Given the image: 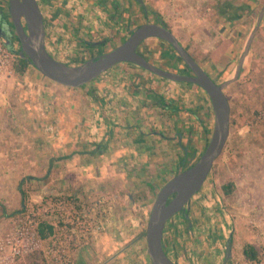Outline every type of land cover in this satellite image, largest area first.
Wrapping results in <instances>:
<instances>
[{"label": "rangeland", "instance_id": "rangeland-1", "mask_svg": "<svg viewBox=\"0 0 264 264\" xmlns=\"http://www.w3.org/2000/svg\"><path fill=\"white\" fill-rule=\"evenodd\" d=\"M36 1L45 11L51 12L58 7L61 10L65 9L58 0ZM80 1L81 8H85L83 10L86 11L88 8L89 16L83 18L87 26L82 24L79 27L81 30L76 38L74 33V37L71 34L70 25L64 27L67 33H64L63 43H60V39L58 45L66 46L68 43L69 46L70 43L72 52L64 55L65 53L61 51V55H55V57L61 58L60 61L74 65L77 61L80 64L96 57L97 52L94 50L90 55L89 53L83 54L78 60H71L73 57H77L75 53L77 54L79 48H84V45L82 47L76 40L77 38L84 39L87 30L96 31L101 41L105 38L113 39L112 43L105 42L103 47L98 46L100 47L98 50L105 53L120 44L121 41L123 42L129 36L130 31L146 20L150 22L153 16L157 15L217 84L234 76L238 60L245 49L250 33L256 26L257 18L264 5V0L231 1L244 10L239 12L240 19L225 22L222 20L220 12L227 10V6L223 3L230 0H142V5H139L136 0ZM245 2H250L251 6ZM45 5L47 8L44 7ZM93 10H99L100 14L96 17L92 14ZM87 12L85 13L87 14ZM144 13L147 15L146 19ZM70 16L71 19H75L73 13ZM77 16H81V14L77 13ZM91 16L95 22L94 29L90 28L88 18ZM261 22L243 61L239 78L224 89L230 104V133L224 149L198 192L199 195L198 193L194 195L195 199L188 209L189 219L185 220L181 214H178L174 225L165 227L163 236L166 238V253L178 264H221L224 258L225 243L229 237L231 238V257L227 264H242L246 261L242 253L244 244H252L256 251L264 244V119L261 120L258 116L260 112L264 111V20ZM83 33L85 34L83 35ZM92 40L95 39H90V41ZM74 45L77 47H73ZM62 49L67 50V47H60L59 50ZM228 51L233 54L231 55ZM49 52L54 55L51 50ZM138 52L153 64L174 72L172 67L176 62L175 59L172 62V59L175 53L164 41L147 39L139 46ZM14 59L15 57L10 64L12 73L0 77L1 158L5 157L6 160L10 156L9 153L12 152H15L12 156H26L28 158V173L34 174L31 166L36 168L35 156L39 159L41 151L44 156L57 155L60 152L57 147V150L52 149L54 145H58V140L52 138L50 132L44 131V129L48 126L56 127L58 124L55 120L56 117L61 114L65 115L66 112L60 109L62 106L60 102L68 96H65L63 92L51 91V85L56 83L42 76L33 66H28L22 76H17L13 71ZM11 67L7 68V71L11 70ZM118 69L125 72L130 71L129 75L132 78L135 77L134 74L143 76L142 79L149 80L154 86L157 85L161 90H165L166 97L169 96L166 88L171 87L173 92L170 91V94H173L171 99L177 98L181 103L177 102L182 107L195 112L197 111L194 109L195 105L198 109H201L202 106L206 107L211 118L210 127H212L213 113L210 100L201 89L162 79L129 63H122ZM101 76L77 89L76 92L80 98L75 94L77 99L74 98V101L79 103L82 102V99L86 100L88 95L94 96V93L104 85L105 78ZM129 82L132 83V81ZM64 88L63 90H71ZM49 95H53V98L50 99ZM57 98L60 102H57L58 105L56 104L55 110L52 111L53 105L55 107L53 100H57ZM69 99H71L70 102L73 101V97ZM41 101L45 102L44 110H39L36 106V102L41 105ZM86 103L88 105V102ZM46 109L47 111H45ZM55 111L56 114L53 115ZM186 117L187 115L184 113H170L167 119L165 118L158 124V128L165 136H171L173 135V124L182 123ZM77 120L79 123L77 121L75 126H79L81 129L88 128L85 123L81 124L80 120ZM194 124L196 126L195 130H192V135L185 133V125L180 128V133L184 132L183 144L186 142L188 145L195 146L194 158L196 159L202 153L211 132L209 129L207 132L201 131L200 128L197 129V121ZM65 127L67 126L63 125V128ZM75 133L74 136H69L73 139L72 141L84 142L86 140L85 137L82 138L79 134L77 135V132ZM85 135L87 137V133ZM64 136L63 143L69 139L66 133ZM173 139L175 142L172 143L170 162L172 168H169L170 165L167 167L175 173L183 149L176 148V138ZM148 144L151 146L153 143L148 140ZM188 147L190 149V146ZM0 168L1 173L7 172V165H0ZM158 168L161 169L159 166ZM145 180L139 182L138 187L149 193L147 202L144 206L142 205L149 218L152 204L162 186L154 183V177L150 178L148 182ZM166 181L167 178L162 180V183H166ZM226 183L234 184V190L230 195H225L222 191V186ZM0 185L7 188L8 182H0ZM152 185H155L154 188H150L153 187ZM38 186L36 181L30 183L27 180L22 184V192L25 195L24 205L29 204L33 211L38 204L35 198ZM84 192L88 193L87 190L74 188L73 196H77L71 200L67 218L54 219L47 215L44 216L45 224H47L46 220L47 222H57L55 237L47 236L38 248L20 258L15 264H59V261L64 258H68L65 261L67 264H149L144 237L125 246L118 243L116 237L107 238L109 244L104 241L102 244L95 243L92 231L98 216L89 217V214L86 213L88 209L86 207L90 202L85 201L87 196L84 195ZM75 215L85 216L83 226H76L75 221L70 223L74 220ZM13 218L14 216L12 220ZM58 220L60 221L58 222ZM147 221L143 223L147 224ZM191 227L195 229L192 230ZM3 228L4 226L0 227V232H5L6 228ZM69 236L70 241H68ZM53 253L58 256V260L53 257Z\"/></svg>", "mask_w": 264, "mask_h": 264}, {"label": "crops", "instance_id": "crops-1", "mask_svg": "<svg viewBox=\"0 0 264 264\" xmlns=\"http://www.w3.org/2000/svg\"><path fill=\"white\" fill-rule=\"evenodd\" d=\"M42 1L47 2L48 0ZM231 1L235 0L225 1L223 4L227 6V10L220 12V16L225 22L240 19L239 12L244 10L241 6L235 5ZM58 2L63 4L64 10L58 7L51 12L45 11L40 3L39 8L44 22L45 48L50 55L49 51L51 50L54 54L51 56L60 61L61 58L59 59L55 55H61V51L65 53L64 55L72 52L70 43L69 46L68 43L66 46L64 44L58 45L60 39V43H63L64 33H67L64 27L70 25L71 34L73 36L74 33L76 38L81 30L79 27L85 24L83 18L89 15L87 12L88 8H86V11L83 10L85 9L84 7L81 8V2L74 4L73 7L70 0H58ZM246 3L251 6L250 2ZM44 7L47 8V5ZM98 11L93 10L92 14L97 17L100 14V11ZM71 13L75 15V19H71ZM77 13L81 14V16H77ZM91 17L88 18L92 26L90 28L94 29L93 24L95 22L92 20L93 17ZM263 20L264 15L262 17ZM58 22H61V24H58ZM58 26L62 27L59 28ZM85 33H83V35L85 34L84 39L80 40L77 38L76 40L82 47L84 45V48H79L77 54L75 53L77 57L71 59L73 61L78 60L83 54L87 55L89 53L90 55L89 50H87L90 45L96 47L94 50H98L100 48L98 46L103 47L105 42L109 40V38H105L101 41L96 31L87 30ZM92 38L95 40L90 41ZM100 42L102 44H98ZM60 47H67V50H59ZM73 47L77 46L74 45ZM228 52L231 53V51ZM70 65L76 66L79 63L77 61L76 64ZM119 65L101 76L105 78L104 85L94 93V96H86L87 101L82 99L83 104L81 101L79 103L74 101V98L77 99L75 96L77 94L76 91L80 87H65L64 89H71L68 91L63 90V86L58 84L51 85V91L55 93L63 92L65 96H68L64 98L66 100L63 99L61 102L58 98L57 100L59 101L54 99L55 107L50 104L53 105V111L58 105L57 102H60L62 104L61 111L66 112L65 115L61 114L56 117L55 120L58 123L56 127L51 126L55 129L56 136L50 135L58 140V145H54L52 149L57 150L58 148L60 152L57 155L44 156L43 151H41L39 159L35 156L34 164L36 168L31 166L34 174L28 173V158L26 156H12V154H15V152H12L11 154L9 153L10 156L5 160V157L1 158L0 149V165H7V172L1 173L0 168V182H8L7 188L0 185V227L4 226L6 228L5 232L1 230L0 234L4 235L6 233L12 225V217L24 206L25 195L22 192V184L28 180L30 183L38 182L39 189L37 188L35 197L38 203L48 198H63L71 201L77 196H73L74 188H81L83 191L87 190V194L84 192V195L87 196L85 201L90 203L86 207L88 208L86 213L89 214V217L98 216L92 231L95 243L102 244L104 241L109 244L107 238L116 237L118 243H122L125 246L140 237L145 238L147 224L143 222L147 221L148 214L143 206L149 198V193L147 190H142L138 187L139 182H143L145 179L148 182L150 178L154 177V183L163 186L165 182L162 183V180L167 178L168 181L175 175L173 170L169 169L172 168L170 162L172 158V143L175 142L173 138H176V148L180 149V142H183L184 136V132L180 133V128L185 125V133H193V128H189V126L194 124L195 121H188L187 116L182 123L176 122L173 124V135L165 136L161 129L158 128V124L165 118L167 119L170 113H177L166 106L171 102L169 100H172L173 94H170V91L173 93L172 88H166L169 93V96L166 97L165 90H161L157 85L154 86L149 80L142 79L143 76L134 74L135 77L132 78L129 75L130 71L119 70ZM129 81H132V83ZM49 96L50 99L53 98V95ZM79 96L77 94L78 98H80ZM70 97H73L74 103L73 101L70 102ZM175 101L181 103L177 98ZM86 102H88V105ZM41 103L40 105L36 102V106L39 110H44L46 108V106L44 108L45 102L41 101ZM183 108L186 107L181 106L180 111ZM166 113L168 114L166 115ZM55 114L56 111L53 115ZM77 119L80 120L81 124L85 123L88 128L81 129L79 126H75ZM63 125L67 127L63 128ZM47 129L48 127L44 131H47ZM208 129L210 131V128ZM75 132L80 137H85L86 140L84 142L72 141L73 139L69 136H74ZM64 133L68 135L69 139L63 143ZM113 139L115 140L113 141ZM148 140L154 145L151 144L150 146ZM42 149H44L43 146ZM181 158L180 154L178 162H180ZM34 164L31 163V165ZM168 165H170L169 168L167 167ZM177 165L179 166V163ZM160 183L162 184L160 185ZM152 186L150 188H154L155 185ZM194 199L195 196L191 198L189 207H191ZM64 206L66 209L67 205L64 204ZM52 229L51 236L54 237L56 235L55 228L52 227ZM191 229L194 230L195 228L191 227ZM163 238L166 241L165 236Z\"/></svg>", "mask_w": 264, "mask_h": 264}, {"label": "water", "instance_id": "water-1", "mask_svg": "<svg viewBox=\"0 0 264 264\" xmlns=\"http://www.w3.org/2000/svg\"><path fill=\"white\" fill-rule=\"evenodd\" d=\"M136 1L142 3V0ZM7 5L10 20L20 44V56L28 59L42 76L60 86L79 88L116 65L129 63L162 79L198 86L208 96L213 113L209 140L192 165L175 174L160 188L152 204L145 228L146 254L149 264H178L164 250L165 225L178 214H184L185 219H189L187 206L191 198L203 187L215 161L224 149L230 133V104L224 89L239 78L243 61L264 15V6L238 60L234 76L217 84L179 44L162 20L156 24L145 23L138 26L113 49L72 66L56 60L47 52L43 16L36 0H7ZM0 37L5 39V47L12 52L11 33L8 32L5 37L0 28ZM150 38L169 44L192 74L171 72L150 63L138 52L142 42ZM230 257L231 238L229 237L225 243L221 264H227Z\"/></svg>", "mask_w": 264, "mask_h": 264}, {"label": "built area", "instance_id": "built-area-1", "mask_svg": "<svg viewBox=\"0 0 264 264\" xmlns=\"http://www.w3.org/2000/svg\"><path fill=\"white\" fill-rule=\"evenodd\" d=\"M70 2L73 7L74 4H78L81 1L70 0ZM4 43L5 39L0 37V77L8 76L12 73V67L10 64L13 57H16V53L14 51L17 50L16 40L13 42L12 52L5 47ZM9 67H11V70L7 71V68ZM263 112L258 114L261 120L264 119ZM47 131L56 136L55 129L53 127L48 126ZM69 203H71L70 200L63 198H48L38 203L34 211L31 210L29 204L24 205V207L14 215L11 227L6 231V233H4V235L0 234V264H15L20 258L32 252L35 248H38L40 243L46 239L41 238L38 234V226L40 224H45L44 216L47 215L49 217H53L54 219H58L59 217L67 218L69 214V206H71ZM64 204L67 205L66 209L65 206L63 207ZM84 217V215L82 217L80 215H75L74 220L70 223L72 224L75 221L74 223L76 226H83L85 223ZM59 221L60 220H58V222ZM46 223V225H50L54 228L57 224L55 221L47 222V220ZM70 239L71 238L69 236L68 241H70ZM53 257L58 260V256H56L55 253H53ZM67 260L68 258H64L62 261H59V264H67L65 262ZM242 264H264V244H262V246L257 250V257L254 260H246Z\"/></svg>", "mask_w": 264, "mask_h": 264}, {"label": "trees", "instance_id": "trees-1", "mask_svg": "<svg viewBox=\"0 0 264 264\" xmlns=\"http://www.w3.org/2000/svg\"><path fill=\"white\" fill-rule=\"evenodd\" d=\"M113 3H115V2H113ZM14 40H16V43H17V50L14 51L16 53V57H15L14 63H13V71L17 76H22L23 73L25 72V70L28 68V66H32V64L28 61V59L20 56V54H19L20 53V44H19L17 38L11 37V48H12V50H13ZM184 84H188V83H184ZM189 85H191V84H189ZM169 101H171L170 102L171 104L169 103L166 106L169 109H171L173 112H177V113L180 112V113L186 114L188 116L187 117L188 121L193 120V121L198 122L197 129L200 128L201 131L207 132L208 128H210V132H211V127H210L211 126L210 125V121H211L210 119L211 118H210L209 111L207 110L206 107L201 105L202 108L198 109L197 105H195L194 109L197 110L196 112L194 110L192 111V110H189L187 108H183L180 111L181 105L177 101H175V100H169ZM195 126H196V124H190L189 128H193V130H195ZM233 190H234V184L233 183H226L222 186V191L225 195H230L233 192ZM52 230L53 229L50 225L40 224L38 226V234L41 238H46L47 236L51 235ZM143 235H144V233H143ZM163 247H164V250L166 251V241L164 240V238H163ZM242 253H243V256L246 260H254L257 257V251L255 250L254 246L250 243L244 244V246L242 248Z\"/></svg>", "mask_w": 264, "mask_h": 264}, {"label": "flooded vegetation", "instance_id": "flooded-vegetation-1", "mask_svg": "<svg viewBox=\"0 0 264 264\" xmlns=\"http://www.w3.org/2000/svg\"><path fill=\"white\" fill-rule=\"evenodd\" d=\"M137 2V1H136ZM138 3V2H137ZM139 5H142L143 3H138ZM144 18L146 19L147 18V15L146 13H144ZM159 20H161L157 15L153 16V19L150 20V22L148 20H146L143 24L145 23H157ZM163 21V20H162ZM164 22V21H163ZM165 23V22H164ZM166 24V23H165ZM142 25V24H141ZM0 28H1V32L2 34L7 37L8 35V32L11 33V37L13 38H16V35H15V30L13 28V25L11 23V20H10V16H9V13H8V5H7V0H0ZM168 28V27H167ZM169 29V28H168ZM170 30V29H169ZM171 31V30H170ZM131 32V31H130ZM129 32V34H130ZM172 32V31H171ZM174 35V34H173ZM176 38V37H175ZM177 39V38H176ZM177 41L179 42V40L177 39ZM113 42V39L112 41L108 42L107 43H112ZM122 42V41H121ZM120 42V43H121ZM179 44L187 51V49L181 44V42H179ZM105 45V44H104ZM119 45V44H118ZM169 47H171L169 44H167ZM117 45H115L114 47H116ZM113 47V48H114ZM172 48V47H171ZM96 49V47H94L93 45H90L87 50H89V52L92 54V51ZM91 50V51H90ZM173 50V48H172ZM99 51V50H98ZM97 52V54H95V56H98L100 54L103 53V51H99ZM173 52L175 53V51L173 50ZM188 52V51H187ZM189 53V52H188ZM146 58V57H145ZM147 59V58H146ZM174 59H175V62L176 64L172 67V69H174V72L175 73H180V74H192L191 71L186 67V65L182 62V60L180 59V57L175 53V56L173 57L172 59V62H174ZM195 60V59H194ZM149 61V60H148ZM196 61V60H195ZM150 62V61H149ZM170 62V60H169ZM197 62V61H196ZM152 63V62H150ZM198 63V62H197ZM153 64V63H152ZM199 64V63H198ZM155 66H157L156 64H153ZM200 65V64H199ZM161 66V65H160ZM201 66V65H200ZM159 67V66H157ZM202 67V66H201ZM161 69H163V66L159 67ZM203 69V67H202ZM166 70V69H165ZM204 70V69H203ZM205 71V70H204ZM206 72V71H205ZM207 73V72H206ZM208 74V73H207ZM209 75V74H208ZM184 84V83H183ZM189 85V84H188ZM191 86L197 88V89H200L198 86H195V85H192ZM202 90V89H201ZM173 100V99H172ZM171 104V103H170ZM211 105V104H210ZM192 135L191 132L187 133V135ZM181 139V138H180ZM189 143V142H188ZM184 144H186V142H184ZM183 142H180V150L183 149V153L181 155V160L179 162V168L178 170L174 173V174H177L178 172L182 171L183 169L187 168L188 166L192 165L195 160L194 156H195V146L193 145H184ZM190 146V149L189 147ZM193 146V147H192ZM191 201V200H190ZM187 209H189V204L187 206ZM189 211V210H188ZM182 217L185 219L184 217V214H181ZM189 215V214H188ZM177 218V216H175V218L173 217V219L171 218L169 221H167L165 227H168V226H173L174 225V221L175 219ZM185 220H188V219H185Z\"/></svg>", "mask_w": 264, "mask_h": 264}]
</instances>
